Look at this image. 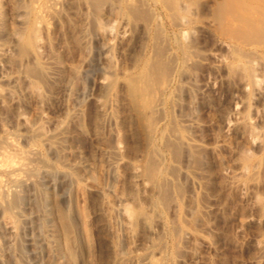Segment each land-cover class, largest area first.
<instances>
[{"label":"rangeland","instance_id":"rangeland-1","mask_svg":"<svg viewBox=\"0 0 264 264\" xmlns=\"http://www.w3.org/2000/svg\"><path fill=\"white\" fill-rule=\"evenodd\" d=\"M0 1V161L70 173L0 262L264 264V0Z\"/></svg>","mask_w":264,"mask_h":264},{"label":"bare ground","instance_id":"bare-ground-1","mask_svg":"<svg viewBox=\"0 0 264 264\" xmlns=\"http://www.w3.org/2000/svg\"><path fill=\"white\" fill-rule=\"evenodd\" d=\"M16 1V0H15ZM93 1L94 4L98 5L99 3H102L104 1V5L107 6V8H110L112 6V4L110 5V1H106V0H90V2ZM106 1V2H105ZM1 2V1H0ZM92 3V2H91ZM92 7V5H91ZM95 7V5H94ZM92 8V9H95V8ZM113 8V7H112ZM101 9V8H100ZM96 10V9H95ZM98 10V9H97ZM96 10V11H97ZM112 10V9H111ZM93 13H95V11L93 10ZM97 17H98V14H96ZM99 19V18H98ZM4 22H5V14H4V11L2 10L1 8V4H0V31L3 29V26H4ZM95 23V22H94ZM97 23V22H96ZM7 24V23H6ZM98 25V23H97ZM10 28V27H9ZM4 31V30H2ZM1 33V32H0ZM81 82V81H80ZM75 89V88H74ZM42 128V127H41ZM43 130V129H41ZM39 131V130H38ZM40 133V132H39ZM43 133V132H42ZM29 134V133H28ZM37 136L39 134H34V136ZM33 136V134H32ZM31 136V138H32ZM30 138V137H29ZM177 151H180V149H182L181 147L179 148H176ZM179 149V150H178ZM182 151V150H181ZM29 152V151H28ZM27 152V155H29ZM181 153V152H179ZM23 154V153H22ZM34 157L37 158L38 156H36L35 153H33ZM39 155V154H37ZM178 155V154H177ZM180 155V154H179ZM22 156V155H21ZM25 156V154H24ZM43 156V155H42ZM27 157V156H26ZM40 157V156H39ZM39 157L37 159H39ZM29 160L30 158L27 157ZM32 158V157H31ZM9 159V158H8ZM43 159V157H42ZM41 160V159H40ZM47 161H50L48 159H45ZM5 161V160H4ZM4 161L2 162L4 164V167L6 168L7 165L5 164L7 161ZM11 162H12V159H11ZM9 161V166L10 165H13V162L12 164ZM18 162H23L22 165L26 164L24 163V161H14V164L15 165H18V166H12V167H9L6 168L5 171H7L10 175V178H9V181H10V184H12V187L10 189H2V187H0V213L2 215V218H1V223L5 226H12L14 228L17 229L18 231V236H19V243L17 244V249H23V252L26 251L27 253V256L29 255V257H32L34 260L38 259L39 258V255H40V250H39V247L42 245V240L43 238L41 237L42 233H41V230H42V226L47 223L49 226H52V225H55L56 224V221H58L57 219V216H54L53 215V210H52V205L50 204L51 201H53V199L55 200V198L57 199L56 202L58 201V199H61V195L57 196L58 194V188L56 187V185H53L54 187L53 190L49 191L47 189V187H51V183L53 181V178L55 177H59L61 180H62V184H65L69 178H70V173L69 171H65L64 169L63 170H58V169H55L53 167H48V166H41V163L39 164L38 162L40 161H37V162H33L34 166L32 167H29V168H24V173H21L22 171V165L20 166L18 164ZM45 162V161H44ZM111 162V161H110ZM109 162V164H110ZM1 163V161H0ZM1 163V164H2ZM17 163V164H16ZM32 163V162H30ZM0 164V167H3V165L1 166ZM39 164V165H38ZM46 164V163H45ZM44 164V165H45ZM48 164V163H47ZM52 162H50V164L48 165H51ZM28 165V164H27ZM38 165V166H37ZM53 165V164H52ZM111 165V164H110ZM116 165V164H115ZM115 165L112 164L111 168H109V171H111V174L114 175V172H115ZM30 166V165H29ZM55 166V165H53ZM100 166V165H99ZM3 167V169H5ZM28 167V166H27ZM111 169V170H110ZM73 173V172H72ZM8 176V175H7ZM2 181V179H1ZM3 181H5L3 179ZM2 183V182H0ZM4 183V182H3ZM2 183V184H3ZM45 183L46 186L43 184ZM0 184V185H2ZM6 184V183H5ZM42 184L44 186H42ZM59 185V184H58ZM7 186V185H5ZM61 186V185H60ZM53 191V192H52ZM29 195V199L31 198V201L34 200V203L41 207V213L43 212L45 218L43 219V222L41 221H36L33 216L27 212V209H29V206H25V198L26 196ZM27 197V198H28ZM53 198V199H52ZM33 202V201H32ZM32 202H29V203H32ZM28 203V202H27ZM55 203V201H54ZM33 204V203H32ZM34 204V205H35ZM55 205V204H54ZM60 206V205H59ZM32 208V207H31ZM56 208V207H55ZM58 210L57 214L59 213V209L57 208L56 211ZM55 211V213H56ZM61 211V210H60ZM8 213L12 212V215L11 218H14L12 217L14 214L15 216H17L18 220L16 221H12L10 220L5 213ZM14 213V214H13ZM54 213V214H55ZM0 215V216H1ZM9 215V214H7ZM65 215V214H64ZM16 218V219H17ZM60 219H64L63 217V213L60 212L59 213V217ZM66 221V220H65ZM23 222L26 223L23 225ZM63 222V221H62ZM61 223V222H60ZM64 224V222L62 223V225ZM68 224V223H67ZM69 225V224H68ZM48 226V227H49ZM45 227V226H44ZM65 227V226H64ZM47 228V227H46ZM54 229V227H53ZM65 229H67V227H65ZM46 230V229H44ZM43 230V231H44ZM57 232V231H55ZM22 233L24 234V236H22ZM48 233V232H47ZM49 234V233H48ZM67 236V235H66ZM71 236V235H70ZM68 238H71L72 237H68ZM65 240V239H64ZM70 240V239H69ZM52 241V240H51ZM66 241V240H65ZM62 242V241H61ZM64 242V241H63ZM66 243H69L68 241ZM72 243V242H71ZM60 244V243H58ZM61 244H64V243H61ZM68 246V244H66ZM70 245V244H69ZM65 246V245H64ZM26 247V248H25ZM69 247V246H68ZM67 247V248H68ZM25 248V249H24ZM64 250L61 251V255L62 257L66 260L69 255H71L69 249H66L63 248ZM73 251V250H72ZM74 253V252H73ZM72 253V254H73ZM74 256V255H73ZM71 257V256H70ZM74 258V257H73ZM70 260V258H69ZM68 260V261H69ZM40 261V260H39ZM15 262V261H14ZM64 262V261H63ZM71 264L73 262L74 264V261H70ZM69 262V263H70ZM2 263V262H0ZM3 264V263H2ZM20 264H23V263H20ZM31 264V263H30ZM67 264V263H66Z\"/></svg>","mask_w":264,"mask_h":264}]
</instances>
